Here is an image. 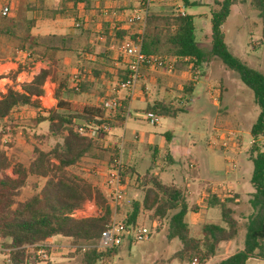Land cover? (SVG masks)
I'll list each match as a JSON object with an SVG mask.
<instances>
[{
    "label": "trees",
    "instance_id": "1",
    "mask_svg": "<svg viewBox=\"0 0 264 264\" xmlns=\"http://www.w3.org/2000/svg\"><path fill=\"white\" fill-rule=\"evenodd\" d=\"M93 1L95 0H62L55 13H64L67 8L75 10L83 8L89 11ZM40 2L43 3L44 0ZM183 2L185 7L190 5L189 0ZM215 2L218 7L212 11L211 54L235 71L253 90L254 100L261 108V113L251 128V134L256 141L252 142L249 150L254 164L251 182L255 188L250 204L255 213L249 220L244 248L214 264H248L250 259L264 258V152L257 142L259 137L264 136V73L243 62L230 51L226 43L223 26L232 6L238 4L239 0ZM251 2L262 19L264 36V0ZM95 10L100 14L99 9ZM12 13L13 7L10 4V12L0 16L5 21L8 17L12 19ZM9 21L11 26L6 21L9 26L0 28V33L15 37L19 45L17 49L27 52L28 58L25 64L18 63L13 74L9 73L7 76L0 74V80L4 78L12 80L5 92L0 90V138L10 132L17 134L22 127L25 132L30 130L32 137L37 140L33 143L28 164L14 160L4 150H0V247L7 250L11 264H37L44 261L37 255V250L42 247L50 253L52 239L55 237L64 238L76 246L77 250L83 253V264H98L106 257L117 255L125 243L132 244L136 241L133 230L140 225L138 220L142 211L149 212L152 223L158 219L168 218L169 239L178 238L182 243L174 257L183 260H192L199 255L207 262L227 242L236 238L240 223L234 216L235 211L231 206L235 204L234 199H222L215 193L209 195L208 205L220 208L222 223L206 222L202 225L201 236L191 234L187 215L189 211L196 210L197 206H189L182 188L164 180L160 172H155L157 167L155 150L152 153V162L145 173H139L134 166H128L122 172L124 184L125 178L129 175L128 186L143 192L142 199L132 201L131 209L122 220L127 227L122 244L106 251H98L91 246L97 242L101 232L112 220L114 211L106 192L96 186L91 178L84 177L75 170H81L91 159H98L96 154L105 150L103 139L108 134L116 136L112 153L116 152L123 137L115 132L124 129L131 110L128 97L121 99V105L115 109H108L104 105L105 100L112 98L111 96L100 103H84L72 98L91 90L95 83L102 79L112 82L116 78L119 86L128 74L127 63L120 56L117 60L119 66H116L110 57L108 47L112 43H118L124 48L134 43L136 36L129 34L132 27L129 24L127 29L111 28L109 17L103 18L101 22L93 21V27H100L103 30L100 34H94L99 36L98 43L104 47L98 51L97 45L87 42L82 49L75 48L74 52L79 57V71L76 77L66 74L64 80L58 81L55 54L61 50H71L66 46L67 38H60L61 45H58L55 42L58 37L55 35L44 38L33 34L32 28L35 25L33 18L27 19L24 33L16 34L12 29L13 20ZM84 31L92 32L88 29ZM142 51L146 54L177 58L176 71L187 69L192 62L200 67L205 61L203 49L196 38L194 16L182 13L178 7H173L167 13L150 11L142 34ZM89 55H94L95 60L91 61ZM44 60L51 63L47 68H41L30 80L22 82L17 80L22 71H30L36 62ZM48 77L58 82L55 88L57 103L56 106L46 109L40 97L46 93L45 84ZM183 91L184 99H188L194 91V83L187 82ZM173 101L158 100L149 104L145 113L153 111L159 116H175L183 108L176 106ZM22 107L34 110L31 125L19 124L18 113ZM42 122H48V129L44 133H38L36 129ZM80 128H83V132ZM167 136H171V132H168ZM50 138L55 140L54 144H48ZM166 157L171 162L170 155ZM112 163L113 156L109 158L108 165ZM89 165L96 170L100 169L98 162ZM124 165H127L125 152ZM9 168H12L13 175L7 173ZM163 168L164 166L162 170ZM30 177L44 178L45 183L29 197L20 199ZM34 188L37 189L36 184ZM88 202L98 205L100 212L97 215L75 216L74 212L83 209ZM122 204L118 208V214ZM172 211L174 213L169 216ZM83 244L90 247L82 251L80 246Z\"/></svg>",
    "mask_w": 264,
    "mask_h": 264
},
{
    "label": "rangeland",
    "instance_id": "2",
    "mask_svg": "<svg viewBox=\"0 0 264 264\" xmlns=\"http://www.w3.org/2000/svg\"><path fill=\"white\" fill-rule=\"evenodd\" d=\"M97 1H93L88 12L76 14L71 9H67L64 13L56 14L55 10L61 6L62 0H44L43 3L40 0H19L13 8L12 19L8 17L5 18L8 20L4 21V18L0 16V28L5 25L9 26L6 21L11 26L9 20H13L14 27L12 26V29L16 34H21L26 30L27 19L33 18L35 25L32 32L35 35L41 32L43 33L41 35L47 38L53 34L58 35V32H65L72 36L68 44L72 48L80 49L87 42L98 43L97 36L92 31V23L97 19L95 10L97 9ZM142 1L132 0L135 3L134 7H140ZM159 1L161 0H156V2ZM163 1L165 4L168 3V8L171 10L173 7H179L178 4L184 5L183 0ZM251 1L239 0L238 4L233 5L223 29L230 51L247 65L264 73L262 19ZM189 4L185 7V11L194 16L196 38L203 49L205 59L200 66V76L197 81H194L196 87L193 94L188 96L184 102L176 105L183 108L178 111L177 115L160 116L157 124L150 123L144 112L133 110L132 115L127 118L125 128L115 133L123 137L121 143L123 141L124 152L127 153L125 168L134 166L139 173H145L152 162V153L154 152L152 144L159 148L161 153L157 156L155 172H160L165 180L180 186L186 194L189 206L196 205L198 207L199 213L190 212L187 218L191 222V233L194 236H200L201 227L206 222L222 223L221 211L218 206L203 208V204H205L203 192L207 194L206 189L210 187L207 184L213 183L212 186L222 195H225L226 192L219 185L231 184L240 194L242 200L231 204L235 211L234 216L240 223L236 238L227 242L207 262L201 259V256L196 255L201 263L214 264L244 248L249 220L255 213L250 204L255 188L251 182L254 164L249 150L253 140L251 128L260 115L261 108L254 100L253 90L240 79L235 71L226 67L220 59L211 54L212 11L218 7L215 0H189ZM81 19H86L88 24L87 26L84 24L83 28L92 32H85L84 29L76 26V23L80 22ZM126 22L128 25L129 17L126 18ZM55 42L61 45L60 38H56ZM2 43L9 44L8 52L13 55L12 57H18L20 60L18 62L22 60V64L26 63L27 58L21 57L24 52L17 49L19 45L15 37L0 33L1 46ZM55 55L57 57L58 81L64 80L66 74L75 77L79 71L77 54L74 51H58ZM89 57L91 61L95 60L94 55H89ZM86 58L88 57L86 56ZM80 62L83 63V61ZM11 66V64L6 65L4 69ZM17 67L18 65L13 69H6L8 71L3 74L7 76L10 73L11 75ZM41 67L43 64H37L35 70L38 71V68ZM161 71L167 73V70ZM176 76H168L164 81L165 84L171 86H169L170 89L180 90L185 82L191 81L189 79L190 72L187 69L183 73L177 72ZM29 77L20 73L17 80L22 82L28 80ZM11 83V79L4 78L0 81V88L6 89ZM117 84L116 78L112 82L102 79V81L96 82L91 90L80 96H75V98L94 103H100L110 96L123 99L125 95ZM141 85L145 86L143 82ZM47 87L50 89L52 86L49 84ZM211 96L218 101V105L214 103ZM50 97L47 95L44 98L45 104L52 103L53 100ZM18 114L20 116L19 124L25 126L32 124V118L35 115L34 110L22 107ZM47 128L48 122H43L38 125L36 131L44 133ZM168 132H171L172 135L167 136ZM135 135H138L137 139ZM35 142L37 140L32 137V132L30 130L25 132L20 127L17 134L10 132L0 138V150H4L10 158L28 164ZM54 142L53 138L48 140L49 145L54 144ZM257 142L260 144L261 151L264 152V137H259ZM115 144L116 136H113L112 133L103 139L105 150L96 154L98 159L90 160V163H100V169L97 168V170L106 171L108 169V160L113 154L112 149H114ZM167 151H170L173 156L171 162L166 157ZM191 163H195V167H191ZM89 164L81 170L75 171L96 182L97 178H95L94 171L96 168ZM162 165L166 167L165 170H162ZM128 181H130L129 175L125 178L126 200L117 215L119 220H123L131 209L133 200H141L143 197V192L128 186ZM44 183V178L30 177L20 199L29 197L38 191ZM35 184L37 189L34 188ZM198 200H200V204L197 202ZM84 208L93 212L96 208L98 213L100 212V208L94 202L86 203ZM172 213L174 211L169 216ZM138 223L151 229L150 238L145 241H134L132 244L125 243L117 255L106 257L104 261L98 262V264H191L192 260L174 257L182 243L178 238L169 239L168 218L158 219L156 228L149 218V212L142 211ZM70 245L64 238L55 237L52 241L49 259H47L49 262L44 260L37 264H83V253L73 249ZM0 251H3L0 252V264H11L8 253H6L7 250L0 247ZM248 264H264V258L250 259Z\"/></svg>",
    "mask_w": 264,
    "mask_h": 264
},
{
    "label": "built area",
    "instance_id": "3",
    "mask_svg": "<svg viewBox=\"0 0 264 264\" xmlns=\"http://www.w3.org/2000/svg\"><path fill=\"white\" fill-rule=\"evenodd\" d=\"M152 1L153 0H143L140 4V7L134 9L129 15V25H139L137 32H135L136 41L131 45L125 46L122 52L123 58L127 63L128 74L126 78L119 83V88L127 90L129 98H133L135 96L144 69L167 70L169 72H173L176 68L177 58H172L161 54H146L142 51V34L146 26L148 15L151 11ZM9 12V0H0V15H7ZM80 25V22L76 23V26L80 27ZM187 70L190 72L189 79L193 83L194 81H197L200 76V67L192 62L188 66ZM51 99L53 100L52 102L55 103V97L51 95ZM104 105L108 109H115L121 105V99L117 97L109 98L105 100ZM145 115L150 123L157 124L159 122L160 116L153 111H148ZM80 131L83 132V128H80ZM112 156L113 163L106 171L96 170L95 172L99 177L96 186L106 192L107 196L109 197L111 207L114 211L112 220L101 232L97 242L91 245L94 246L98 251H106L121 245L124 240V235L127 233L126 224L117 217L118 208L126 199L122 177V172L125 169L123 141L122 143L118 144L117 150L112 154ZM91 211H88L87 208H84L75 211L74 215L86 216L98 214L96 208L94 212ZM153 223L157 227L158 221ZM151 233V229L147 226L139 225L133 230L134 239L136 241H145L149 239ZM70 247L77 249V247L73 245H70ZM80 247L82 251H85L90 246L88 244H83ZM37 255L41 259L47 260L49 259L50 254L46 249L41 247L37 250ZM191 264L203 263H201L198 256H195L192 258Z\"/></svg>",
    "mask_w": 264,
    "mask_h": 264
},
{
    "label": "crops",
    "instance_id": "4",
    "mask_svg": "<svg viewBox=\"0 0 264 264\" xmlns=\"http://www.w3.org/2000/svg\"><path fill=\"white\" fill-rule=\"evenodd\" d=\"M18 1L19 0H9V2H10V4H11V6L14 8L17 4H18ZM164 1L163 0H161V1H159V2H156V0L154 1L153 0V3L151 4V7H152V11L153 12H160V13H167L168 11H171V9H169L168 7V3H163ZM134 2H132V0H98L97 1V9H99V11H100V14H97V19L96 20H99L100 22L103 20V18L105 19L106 17H109V19H110V22H111V28H125V29H127V28H129V26L126 24L127 22H126V18L127 17H129V15H130V13H132V11L134 10V9H136L137 7H134L135 6V3L133 4ZM178 8H179V10L182 12V13H187L186 11H185V4L182 6V5H180V4H178ZM103 8V9H102ZM106 8V9H105ZM131 8V9H130ZM67 9H71V8H67ZM66 9V10H67ZM72 11H74L76 14L79 12V13H83L84 11L86 12V10L85 9H83V8H81V9H77V10H75V9H71ZM103 10V11H102ZM128 10H130L129 12H128ZM88 12V11H87ZM84 16V15H83ZM114 21H116L115 23H114ZM78 23H79V21H78ZM116 23H118V24H116ZM80 27L79 28H82V29H84L85 30V28H83V25L84 24H86V26L88 25L87 24V21H86V19H81V21H80ZM115 24V25H114ZM92 25H93V23H92ZM93 27V26H92ZM95 28V29H94ZM138 28H139V25H134V26H132L131 27V29L129 30V34H134L135 36H136V34H135V32H137V30H138ZM92 31H94V33H98V34H100V32H103V30H101L100 29V27H93V30ZM33 33V32H32ZM93 33V34H94ZM34 34V33H33ZM41 34H43V33H41V32H38V35L39 36H41V37H43ZM5 35V34H4ZM53 35H55V34H53ZM59 35H61V36H59ZM95 35V34H94ZM9 36V35H8ZM55 36H57L58 38H63V37H65V38H67L66 39V46H67V48H70L71 50H67V51H64V52H68V51H74V49L75 48H72L69 44H68V41H69V39H71L72 38V36H69L68 35V33L66 34L65 32H58V35H55ZM95 36H97V35H95ZM99 39V36L97 37V40ZM61 41V40H60ZM63 42V41H62ZM91 43V42H90ZM87 44V43H86ZM93 44H95V45H97V50L98 51H100L103 47H104V45L103 44H99V43H93ZM2 47V48H1ZM84 47V46H83ZM83 47H81V49L83 48ZM6 48V49H5ZM9 48H10V46H9V44L8 43H6V44H4V43H2V46H1V44H0V74H3L5 71H8V70H6V69H13L16 65H18V61H20L19 60V58L18 57H12L13 55L12 54H10V52H8L9 51ZM108 49H109V54H110V57H111V59L112 60H114L115 62V65H119V63H118V59L120 58V56H122L123 57V55H122V52H123V47H121L118 43H112L109 47H108ZM61 51H63V50H61ZM61 51H59V52H61ZM24 52V51H23ZM21 57H23V59H26V58H28V53L27 52H24V54H22L21 55ZM2 61V62H1ZM24 61V60H23ZM21 62H22V60H21ZM9 64H11L12 66L10 67V68H5L4 69V67H6V65H9ZM37 64H43V67H41V68H47L48 66H49V64H51L50 63V61L49 60H44V61H38V62H36L35 64H34V67L30 70V71H22L21 73L22 74H25V75H28V76H30L29 77V79L28 80H30L32 77H33V75L34 74H36V73H38L40 70H41V68L39 69L38 68V71H36L35 70V68H36V65ZM2 69V70H1ZM4 69V70H3ZM55 69H56V66H55ZM184 70H186V68H183V69H179V70H174L176 73L177 72H182L183 73V71ZM58 71V70H57ZM189 71V70H188ZM176 73H171V72H169V71H167V73H162V71L161 70H150V69H144L143 70V75H142V78H141V81H140V83H139V87H138V89H137V92H136V94H135V96L133 97V98H129V96H128V91L127 90H125V89H122V93L125 95V97H128L129 98V109L131 110V114L129 115V116H131L132 115V112H133V110H135V111H142V112H144V114H146L145 113V109L147 108V106L149 105V104H153L154 102H156V101H158V100H165L166 102H169V101H172V100H174L173 102L177 105V104H179V103H182V102H184V100H187V99H184V86L187 84V82H189V81H187V82H185L184 84H183V86H182V88L179 90H176V89H170L169 88V86L170 85H168V84H165L164 83V81L166 80V78L168 77V76H170V77H177L176 76ZM77 74V73H76ZM76 74H75V77H76ZM74 75V74H73ZM73 77V76H72ZM8 79H10V78H8ZM1 81V80H0ZM12 81V80H11ZM141 82H143V84H145V86H142L141 85ZM49 84H51V88L50 89H48V85ZM196 83L194 82V90H195V87H196V85H195ZM57 85H58V82L57 81H55L54 79H52L51 77H48V79H47V81H46V84H45V90H46V93L43 95V96H41L40 97V99H41V101H42V105H43V107L44 108H46V109H49V108H51V107H54V106H56V103H57V99H56V97H55V88L57 87ZM141 85V86H140ZM171 87V86H170ZM0 90L1 91H3V92H5L6 91V89L5 88H0ZM150 90V91H149ZM85 93V92H84ZM84 93H82V94H84ZM192 94H193V92H192ZM191 94V95H192ZM53 96V97H55V103H51V104H47V105H45V102H44V98L46 97V96ZM191 95H189V96H191ZM78 96H80V95H78ZM124 97V98H125ZM43 98V99H42ZM51 98V97H50ZM72 99H74V100H77L76 98H75V96H73V98ZM211 99H213V101H214V103L216 104V105H218V101H216V99L213 97V96H211ZM78 101H80V100H78ZM80 102H84V103H89V101H80ZM91 103H94V102H91ZM128 116V117H129ZM136 116H138L137 115V113H136ZM146 116V115H145ZM127 117V118H128ZM127 121V120H126ZM43 123V122H42ZM125 125H126V122H125ZM125 128V127H124ZM48 129V128H47ZM172 135V134H171ZM253 137V136H252ZM264 137V136H263ZM135 138L137 139L138 138V135H135ZM253 141H255V138L253 137V140H252V142ZM152 147H153V149H154V151L155 150H157V156H158V154L159 153H161L160 152V150H159V148L156 146V145H153L152 144ZM125 154H126V157H127V153L125 152ZM167 155H170V157H171V160H172V155H171V153H170V151L168 152L167 151V153H166V156ZM156 162H157V158H156ZM160 162V160L158 161V163ZM164 165H162L161 166V168L163 167ZM190 166L191 167H195V163H191L190 164ZM166 169V167L164 166V168H163V170H165ZM10 172V173H9ZM7 173H9V174H11V175H13V173H12V168H9L8 170H7ZM157 173V172H156ZM160 175H161V173H160ZM161 177H162V175H161ZM95 178H97V180H96V182L94 181V183H96L97 184V182H98V179H99V177L96 175V173H95ZM163 178V177H162ZM164 179V178H163ZM165 180V179H164ZM167 181V180H166ZM212 184L213 183H211V184H207V186L208 185H210V187H208L207 189H206V191H207V194H205L204 192H203V195H204V200H205V204H203V208H205V209H208V208H211L209 205H208V200H209V195L211 194V193H215L217 196H219V197H221L222 199H224V198H231V199H234V202L235 203H237V202H240L242 199H241V196H240V194L234 189V187H233V185H231V184H222V185H219V186H222L223 187V189H225V192H226V194L224 195H222L221 193H219V192H217L216 191V189L212 186ZM254 193V192H253ZM252 193V194H253ZM126 200V199H125ZM199 204L201 203L200 202V200H198L197 201ZM197 209H198V207H196ZM197 209L196 210H191V211H189V213H188V215H187V218H188V216L190 215V212H196L195 214H198L199 213V211H197ZM195 219H196V217H194ZM188 221V223H189V226H190V224H191V222H190V220H187ZM202 228V227H201ZM190 230H191V227H190ZM202 232V231H201ZM192 234V233H191ZM200 236H201V234H200ZM196 237H199V236H196ZM54 239V238H53ZM53 239H52V241H53ZM172 239H176V238H172ZM171 240V239H170ZM231 241V240H230ZM229 241V242H230ZM182 247V246H181ZM180 247V248H181ZM227 258V257H226ZM211 260V259H210Z\"/></svg>",
    "mask_w": 264,
    "mask_h": 264
}]
</instances>
